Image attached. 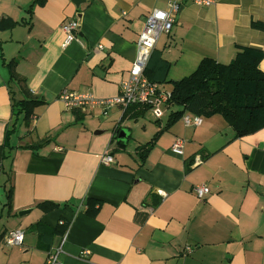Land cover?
I'll return each instance as SVG.
<instances>
[{
    "label": "crops",
    "instance_id": "obj_1",
    "mask_svg": "<svg viewBox=\"0 0 264 264\" xmlns=\"http://www.w3.org/2000/svg\"><path fill=\"white\" fill-rule=\"evenodd\" d=\"M168 1L0 0V21L17 22L0 27V245L9 247L0 264H43L58 246L62 264H264V127L236 137L214 114L198 126L181 118L165 128L168 105L165 119L148 106H115L104 117L100 108L68 109L59 98L63 88L116 96L147 15ZM73 17L79 39L64 45L62 25ZM252 21L264 23V0L186 1L154 49L170 62L168 78L180 79L203 57L228 63L239 47L264 50V31ZM12 60L43 100L30 126L23 114L14 122V100L26 93L11 76ZM124 128L130 132L119 142ZM43 138L39 148L24 146ZM177 138L182 153L171 149ZM107 150L116 160L109 165ZM198 155L203 162L195 164ZM199 184L210 187L202 199ZM44 201L57 205L45 211ZM18 228L21 245L7 244L5 235ZM84 249L90 254L81 257Z\"/></svg>",
    "mask_w": 264,
    "mask_h": 264
},
{
    "label": "trees",
    "instance_id": "obj_2",
    "mask_svg": "<svg viewBox=\"0 0 264 264\" xmlns=\"http://www.w3.org/2000/svg\"><path fill=\"white\" fill-rule=\"evenodd\" d=\"M17 22L12 19H2L0 27H11ZM252 27L264 31V23L252 21ZM264 58V50L253 46H242L236 56L228 63H223L213 57H203L196 69L180 79H169L170 62L162 53L153 50L145 69L146 76L160 84H169L171 97L168 101L169 115L165 128L170 127L181 119L186 112L209 117L220 114L235 131L236 137H242L256 132L264 127V70L260 62ZM11 76L17 80L26 93L24 99L14 100L13 109L15 119L23 114L24 123L31 125L34 108L42 99L34 95L28 88L26 80L16 71V61L8 63ZM174 108V109H173ZM156 133L157 138L162 132ZM118 132L115 138L118 139ZM8 137V133L6 138ZM49 139L43 138L34 144L24 145L31 148L43 146ZM123 139H119V142ZM6 147V144H5ZM5 147L2 148L1 157H6ZM11 190L8 191L7 205L11 206ZM89 212L97 211L96 201L88 200ZM57 204L52 201L39 203L45 211L53 209ZM61 231L66 224L60 225Z\"/></svg>",
    "mask_w": 264,
    "mask_h": 264
},
{
    "label": "built area",
    "instance_id": "obj_3",
    "mask_svg": "<svg viewBox=\"0 0 264 264\" xmlns=\"http://www.w3.org/2000/svg\"><path fill=\"white\" fill-rule=\"evenodd\" d=\"M186 1H192L198 5L210 6L216 0H169L165 9L154 8L147 15L146 22L137 40L138 53L133 61L128 78L122 81L120 91L113 97H97L91 91H75L63 88L59 93V98L64 102L66 108L85 110L86 108H100L101 115L107 116L110 109L118 106L126 110L130 106H148L153 111L156 118H162L165 114L164 106L168 105L171 97V90L163 84L151 81L145 74V69L149 62L152 51L157 40L163 33L171 32L181 6ZM81 25L77 17H73L64 22L62 29L66 35L64 45L79 39ZM104 49L103 45L99 46ZM182 119L186 125L198 126L203 122L204 117L186 112ZM184 139L177 138L171 149L176 153L183 152ZM116 160L110 150H107L102 157V162L109 165ZM203 162V157L198 155L195 164ZM197 196L202 199L210 192V187L206 184H199L194 187ZM24 231L14 229L9 231L4 239L9 245H21ZM191 251V247H187ZM62 246L54 247L47 255L43 264H62ZM90 254L88 249H84L81 257ZM121 264V263H118Z\"/></svg>",
    "mask_w": 264,
    "mask_h": 264
},
{
    "label": "water",
    "instance_id": "obj_4",
    "mask_svg": "<svg viewBox=\"0 0 264 264\" xmlns=\"http://www.w3.org/2000/svg\"><path fill=\"white\" fill-rule=\"evenodd\" d=\"M78 7L81 5V3H83L85 0H72ZM127 134L125 132V130H121L120 134L118 135V139H123L126 138ZM29 213V210H23L20 212V215H24Z\"/></svg>",
    "mask_w": 264,
    "mask_h": 264
},
{
    "label": "rangeland",
    "instance_id": "obj_5",
    "mask_svg": "<svg viewBox=\"0 0 264 264\" xmlns=\"http://www.w3.org/2000/svg\"><path fill=\"white\" fill-rule=\"evenodd\" d=\"M190 2H192V1H190ZM193 3H194V2H193ZM167 86H168V87H171L169 84H167ZM173 109H174V108H173ZM151 114H152L151 111L148 112V116L151 115ZM165 117H166V115H165L163 118L165 119ZM130 123H131L132 125H134V124H135V121L131 120ZM124 130H125V132H127V133L130 132L129 128H124ZM2 246H4V250H3ZM2 246L0 245V250H1V251H8V248H9V247H7V246L4 245V244H3Z\"/></svg>",
    "mask_w": 264,
    "mask_h": 264
}]
</instances>
